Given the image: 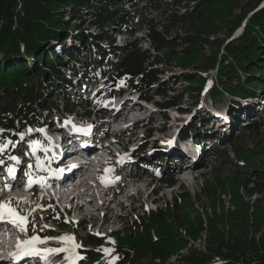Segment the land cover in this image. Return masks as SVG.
Returning a JSON list of instances; mask_svg holds the SVG:
<instances>
[{
    "label": "trees",
    "instance_id": "trees-1",
    "mask_svg": "<svg viewBox=\"0 0 264 264\" xmlns=\"http://www.w3.org/2000/svg\"><path fill=\"white\" fill-rule=\"evenodd\" d=\"M139 1L0 0V129L4 130L0 132V142L6 137L15 138L28 125L42 124L45 110H59L60 104L51 94L60 89L61 81L68 80L64 77L66 75L61 66L66 68L70 64H61L63 56L54 50L52 41H59V37L66 31L71 33L80 29L81 23H77V20H81L80 17L84 15L96 17L93 22L109 27V30L115 26H127L135 19V16H130L124 10L127 2L135 5L136 12L143 16L152 44L159 54L170 60V57L178 55L175 53H180L179 61L184 66L195 69V72L184 76L187 81L185 92L190 97L199 99L202 96L208 74L213 70L216 71V80H212L207 87L213 102L216 103L225 95H230L232 100L236 98L234 102L238 104L241 103L237 100L240 98L264 97L263 93L257 94L258 91L264 92V5L261 6L264 0H162L163 3L146 0L145 5L140 8ZM161 5L166 9L162 11ZM66 8H69V14L65 11ZM237 8L240 12L235 14ZM182 10L184 11L181 12ZM162 15L166 16L165 22L159 20ZM180 26L186 29L183 42L187 45L176 49L170 44L175 42L171 41L170 31ZM240 27V33L234 35ZM157 28L168 35L161 36ZM105 36L101 32L95 35L85 34L82 30L78 36L81 47L76 45L74 51H70L65 43V54L86 61L85 55L93 59V54L97 52L95 60L92 62L90 59L87 65L89 69L86 77L93 80L100 74L103 75L109 88L108 96L121 94L126 90L142 93L160 75L159 69L154 65L161 59L155 58L149 50H144L134 41L122 49L120 61L108 59L104 62L97 54H106L99 42ZM74 52L80 55L75 57ZM113 53L117 54L118 51ZM15 59L16 62H12ZM57 61L61 64L59 67ZM71 62L73 63L72 59ZM72 67L75 69L74 65ZM105 68H109L108 71ZM55 82L56 85L53 84ZM158 95L166 96L167 92L163 90ZM180 97L169 96V100L162 104L158 102V105L166 108L179 107L182 101ZM82 103L83 105L78 103L77 98L67 99L64 106L70 112L81 108L84 115L91 116L89 101ZM263 125L264 109L255 121L242 125L240 136H255ZM184 132L188 134L187 130L182 133ZM236 142V138H230L224 145L233 144V151L239 155L242 163L235 164L236 173L232 174L234 178L229 182L223 183L222 177H219L223 191L228 189L226 187L238 191L233 200V209L225 210L222 201L220 205L215 203L213 214L206 212L205 221L199 210L190 203L191 196L188 193L177 194L172 201L177 210L174 212L176 220H173L170 211L166 215L162 209L157 208L151 211L150 224H146L148 226L144 230L137 231L134 235L128 232L126 237H120L121 231L115 232L114 235L127 243L132 252L127 253L124 260H115L114 264H173L170 262L172 255L182 253L183 249L191 245V240L197 242L204 232L220 241L211 243L208 247L204 245V248L198 250L189 247L187 254H179L173 262L264 264V231L259 236L261 239L256 240V232L264 225V201L258 197L250 202L239 194L240 189H245L249 197L264 192V188L260 187L264 185V146L253 144L245 149ZM228 154L226 152L225 155ZM257 157L260 159L256 160ZM251 172L254 173L253 179L248 177ZM238 177L239 183L236 179ZM163 183L169 186L176 184L171 177L165 178ZM178 199L184 200L183 205L178 203ZM218 207L222 211L218 212ZM176 221L185 228V234L179 233L181 227L176 226ZM234 231L240 233L236 235ZM102 241L100 237L87 239L89 245L97 248L103 245ZM224 241H227L226 244ZM50 245L59 247L60 244L50 241L47 246ZM82 252L85 259L81 264H90L92 259H100L102 256L101 252L94 250L83 249Z\"/></svg>",
    "mask_w": 264,
    "mask_h": 264
},
{
    "label": "rangeland",
    "instance_id": "rangeland-1",
    "mask_svg": "<svg viewBox=\"0 0 264 264\" xmlns=\"http://www.w3.org/2000/svg\"><path fill=\"white\" fill-rule=\"evenodd\" d=\"M157 1L163 3L162 0H151V2L153 3ZM146 2V0H140L138 5L139 8L143 7ZM165 9L166 8L164 7V5H161V10L163 11ZM124 10L128 12L130 16H135V19L129 22V24L125 27L124 25L121 27L115 26L111 27V30H109V27H102L99 23L93 22L95 21L96 17L91 15H84L80 17L81 20H77V23H81L80 29L71 33L69 31H66L64 34L70 35H61V37H59V41H52V45L54 47V50H56L63 56V61L61 62V64H70V67H66V70H64V74H66V76L64 77L67 79H69L68 74L71 73L70 71H67L68 68H70L71 70V68H73V65L74 67H77L81 64L87 66L91 60L92 62L95 60V55L97 52L93 54V59L85 55L87 60L80 61V64L75 65L74 62L72 63L69 60L70 56L62 54L63 52H66V50L61 47V45L63 46V44L65 43H67L66 48L70 51H74V46L76 45L78 47H81V42L78 36L82 32V30H84L85 34L95 35L100 34V32L102 34H106V38L102 39L99 42L100 46L104 50H108L109 52L118 51L117 54L114 53L112 55L111 60H113V62L120 61L119 57L122 54V49L127 47L130 42L134 41H136L137 45L144 50H149V52L152 53L155 58L159 57L161 59L158 64L154 65L159 69L160 75L152 83L147 85V87L142 90V93L140 91L131 90H126L123 93L124 95H127V97H130L129 95L133 96V94H136L139 95L141 99L138 100L139 103L137 105L131 107L132 110L130 114L131 116H133L132 120H123L119 118L121 113L119 112V117H117L116 122H114L115 124L110 126L111 128H109L107 124L105 125L107 127L108 133L116 135V141H114V143H110L111 145L110 147H108L109 149H104L102 151L106 155V158H108L107 160H110L112 158V161H114L115 159H119V157L123 156L124 154L127 156V154L131 153L132 151L137 152L138 159L144 158L145 161L147 160L148 162H155V160L161 156V160L156 162L155 165L151 164V169L146 164H143V166L134 169L140 172L138 173V176L142 175L145 180L141 178V180L136 183V187L131 184L133 189L132 192H129L128 190H126V188L119 189V191H121V194L118 196V198H115L116 200L114 202L108 200L109 196L103 197V192L98 189L99 181L102 179V177L97 175L96 177L91 176L90 178L88 174L85 175L82 180L84 183H86V185L83 184L76 190H74L73 187H69L67 189L69 191L67 192H65L64 190L66 189L62 187L59 190L64 195L63 200L61 201H59L60 198H58L59 200L49 202L50 200L48 198V201L46 200L44 202L46 205L44 204L41 208L38 207L40 206V195L36 197L34 196V200L31 201L33 202V205L31 207H25V204H22V209L26 212L25 216L31 213L34 214L36 217L35 222L32 224L28 232L17 234V238L20 240L28 239L32 235H38L42 239L44 237H60L65 235L73 236L75 238L74 242L81 245V247L75 249V252L79 255V257H81L78 260L83 261L85 259V254L82 252L83 249L101 252L103 257L101 256L100 259H92L90 261V264H114L115 260H124L127 253L132 252V249H130L129 245L123 240H119L116 235L109 236V234H111L113 230H117L122 232L120 237H126L128 235V232H130L129 234L134 235L137 231L144 230L145 227L148 226L146 224H150L149 217L151 211L156 210L157 208L162 209L164 214L166 215L170 211L172 217H174V212H176L177 210L176 207H174V205L172 204V201L173 197L177 194L181 195V193H188L191 196L190 203H193V207L199 210L203 218H205V221L206 212L213 214L215 203L217 205H220L222 202H224L225 210L233 209V200H235L238 191L233 190L230 187H226L228 189L223 191L224 187H220L219 177H222L223 183H227L231 179H233L234 177H232V174L236 173V171H234L235 164H241L242 159H240L239 155H237V153L233 151V144L224 145V143L230 138H236V143L245 149L252 147L253 144H261L264 146V125L260 128V131L255 136H240V128L242 127V125L244 123L248 124L249 122H253L257 119L258 115L255 116L257 113L256 111L253 113V115L248 116L249 118L246 117L245 119H243L248 120L247 122H239L241 120H236L234 119L233 115L231 116V114H233L231 112L232 110L229 111V109H233L234 106L232 104L234 103L236 98L232 100L230 95H225L215 103L213 102L211 95L206 89L208 85H206L204 92L202 96L199 97V99L190 97V95L185 92L187 81L184 76L188 73L195 72V69L189 66H184L183 63L179 61L180 53H175L178 55H174L173 58L170 57V60L164 58L161 54H159V51L156 50V48L152 44V39L148 31V27L145 25L143 16L139 15V13L136 12V6L132 5L131 2H127L124 5ZM239 10L240 9L237 8L235 10V14L239 13ZM65 11L67 12V14L70 13L69 8H66ZM183 11L184 10H182L181 12ZM67 18L68 17H66V19ZM165 18L166 16L162 15L159 20L162 19L165 22ZM157 30L160 31L161 36L168 35V33H165L164 30H161L159 28H157ZM241 30V27L238 28L235 31L234 35H238ZM185 31L186 29L181 28V26L171 29L170 38L171 41L175 42L174 44L173 42H170V44H172L174 48L177 49L187 45L183 42L185 41L184 37L186 36ZM221 37L223 38V35H221ZM82 54L84 55V53ZM79 55L80 53L74 52L75 57H78ZM100 55L101 54H97L98 57H100ZM16 60L17 59L13 60L12 62H16ZM61 64L59 62L57 66L59 67ZM61 68L63 70L62 66ZM83 68L84 67H82V71L79 72V75L80 73L84 72ZM108 69L109 68H105L106 71H108ZM211 72H209L208 75L211 76L212 80H216V71L213 70V72ZM100 76L101 77L98 81L88 80L86 83L88 85L83 86L88 87V96H86L85 99H88L91 103L89 108L92 112L91 116L86 119L94 121L97 126L99 125V128H101L102 125L104 126V124L102 123L103 121L100 119V115H103V113H105V110L102 109L101 106L107 104L106 102L104 103L100 100L102 99L101 94L97 93V90L102 91V88L105 85V77H103V75ZM211 79L209 80V82L212 81ZM66 81L60 82L61 87L58 90L56 89L55 94L54 91L51 90L53 91L51 95L52 97H55V100L60 104V109L56 111L49 110V112L46 110L43 112V117L48 123V127H50L48 131L52 130L51 127L53 125H65L66 121L69 119H71L72 123L76 122L75 124L78 125L77 121L79 120V118L81 116L85 117L83 109L77 108L78 113L68 112V119H62V117L65 115L63 113V111H65V100H67L68 98L71 99L70 97H68L69 94L66 93ZM95 82H97L98 84H95V86H93ZM53 84L56 85L57 82ZM163 90L167 92V95H158V93ZM260 93L264 94V92L262 91L257 92V94ZM169 96H173L175 98H179L181 96L180 99L182 101L181 104H179V107L170 106L166 108L163 105H157L158 102H160L161 104L165 103L170 99ZM261 98L264 99L263 97ZM85 99H77V102L83 105L82 102H84ZM145 99L150 100V103H148L149 107L145 106ZM239 100L242 102L245 99L240 98ZM125 102L126 100H124V103ZM252 102L258 101H246L245 104L248 106L247 108L251 106ZM260 106L261 103L258 102L257 107ZM127 107H129V103H127L126 108ZM133 109H135L133 112L134 114H136L135 116L132 115ZM152 109L154 110L152 115L153 121L151 120L148 122V120H145L143 118L146 117V115L149 116L151 113L150 110ZM245 109L246 108L244 107L243 110ZM233 111L234 113L237 112V108H234ZM107 112H110V110H108ZM230 116L232 118H230ZM212 123H214V127ZM206 126L209 130L208 132H204ZM113 127H115L116 130H113ZM56 129L53 130L56 131ZM65 130L66 129L64 127L63 131ZM183 130H187L188 134H185V132L182 133ZM190 130L193 132L190 133ZM45 136L49 139H52V137L47 134H45ZM54 136L58 138L60 134L56 132ZM19 137L20 135L14 140H17ZM211 137H213V140L212 143H209V139ZM222 140L224 142H222ZM169 141L175 142L174 145H170ZM105 142H110V140ZM105 142L103 141V143ZM170 146V150H167ZM200 147H204L200 150H203L205 153L204 155L201 154L203 155L202 158L194 159L198 156V149ZM33 149L35 152H39L36 150V148ZM56 151L57 149L55 150V158ZM49 152L52 154L51 151ZM226 152L229 154L225 155ZM169 153L172 156H168ZM169 157H175L177 159L181 158V160L178 162H169ZM259 159V157L256 158V160ZM142 161L143 160L141 159V162ZM154 166L158 168L155 167L154 170V168H152ZM177 166L179 167V169L175 171ZM182 167L183 169L180 170ZM189 170L191 171V173H188ZM181 171L185 172L182 174ZM163 174L167 175L162 176ZM167 176L175 180L176 184L174 186L169 187L168 185L163 183V180L167 178ZM248 177L253 179L254 173H249ZM121 178L122 177H118L114 182H118V180H120ZM236 179L237 183H239L240 177ZM25 185L26 182L21 183L19 181V185L18 187H16V189L18 191H21V194L24 197L30 198L29 196H31V193L26 190ZM86 186H89V188L87 189ZM260 187L264 188V185H260ZM73 191H83L85 192V194H90L91 197L97 196V199L93 203H89L90 205H88V207L84 206L82 209L77 210L74 208L76 204H81L91 197L88 196L85 198H77L75 201L70 203L69 197L73 194ZM239 191V194H242L243 199L249 200L250 202H253L256 198L258 199V197H261L264 201V192L262 194L256 193L249 197L245 189H240ZM68 194L70 195L68 196ZM5 198H7V195ZM88 201L89 200H87L86 202ZM106 202L107 204H109V209H106L107 206L104 205V203ZM178 203L180 205H183L184 200L178 199ZM186 203H189V201ZM65 205H68L69 207L72 206V210L70 213L65 211ZM97 206L103 207L98 210ZM216 209L218 212L222 211L221 207H218ZM105 212L108 213L107 217H105L107 218L106 222H104ZM45 217H47V220ZM80 217L85 218L84 221L86 220V222L78 223ZM173 220H176L175 217L173 218ZM125 222H128V224ZM176 224L177 227H181V231H179V233L185 234V228H183L178 221H176ZM45 225H47V227H44ZM246 231L248 232V230ZM234 233L237 235L238 233H240V231H234ZM258 236L259 235H256V240ZM93 237H100L103 239V245L100 248L91 246L87 243V239H92ZM50 241L58 242L60 244L59 246L63 245L61 248L70 246V242L58 241L53 239L48 240L44 244H38L37 247L41 249L48 247L47 244ZM217 241L220 240H214L212 239V235H209V233H207L206 235V232H204L197 242L191 240V245H189V247H193L194 250L195 248H197L198 250L199 248H204V245H207L208 247L211 245V243ZM226 242L227 241H224L225 244ZM48 248L56 247L54 245H50V247ZM188 248L183 249L181 251L182 253L179 254H187ZM101 249H109L110 251L108 253H105ZM55 254L58 257L56 259L57 261L60 257H62L63 260V257L67 258L70 255L68 252L64 251H62V254H60V252L48 254V259L50 260H48L45 264H51ZM179 254L176 252V254L172 255V257L170 258V262L174 264L175 262L173 261L179 257ZM62 260L59 262L63 263ZM78 260H76V262ZM57 261H54L53 263H56ZM167 263H169V261Z\"/></svg>",
    "mask_w": 264,
    "mask_h": 264
},
{
    "label": "bare ground",
    "instance_id": "bare-ground-1",
    "mask_svg": "<svg viewBox=\"0 0 264 264\" xmlns=\"http://www.w3.org/2000/svg\"><path fill=\"white\" fill-rule=\"evenodd\" d=\"M82 94H84V92H82ZM135 99H134V101L133 102H129L128 100H129V98L127 97V98H125L124 100H126V102L124 103V101H123V103H121V108H120V114H121V116L119 117V118H121V119H123V120H130L129 118H130V116H129V114L131 113V107H133L134 105H137L139 102H138V99H139V97H137V96H135L134 97ZM127 103H129V107H127L126 108V105H127ZM255 104H257L256 102H254ZM117 104H118V102H117ZM118 105H120V103L118 104ZM124 105H125V107H124ZM101 108L102 109H105L103 106H101ZM246 109H248V108H246ZM246 109L244 110V111H246ZM229 111H231V109H229ZM229 111H228V114H229ZM248 115H250V113H248ZM128 116H129V118H128ZM118 118V119H119ZM68 118H66V120H67ZM117 119V118H116ZM116 119L113 121V122H116ZM65 127V131H63V133H65V132H67V133H65V134H67V136H66V138H70L71 140H73L74 139V137H73V134L74 133H77L78 131H75V128H74V125L72 124V123H69V124H63V125H60V126H52L51 127V129H52V132H51V134H54V130L53 129H56V128H62V130H63V128ZM33 135H35L36 137H40L44 142H43V145L41 146L42 148H44V150H45V153H42V152H35L34 151V147L32 146V145H25V146H23L21 143V139H19L18 141H17V144L16 143H14V144H9V147L8 148H5V150L3 151V152H0V158L1 159H3V157H4V155L6 154V152L7 151H10V150H12L13 149V147H15L16 145H17V148H18V150L20 151V152H35V153H37V155L38 156H40V155H45V156H47L48 158H51V157H54L55 156V150L57 149V151H56V159H60V158H62V157H64V159H65V157H66V159L65 160H68V159H70V158H72L71 156H70V153L68 152V153H65V150H64V148H63V145H62V142L61 141H59L58 139H56V138H53L52 137V139H49L48 137H46L45 136V133L44 132H39V131H34V132H30L29 133V136H28V138H26V139H24V141H26V142H30L31 140H32V136ZM69 136V137H68ZM86 136H87V134H86ZM174 143L175 142H173V143H170V145H174ZM170 148H171V146L167 149V150H170ZM202 148H204V147H200L199 149H198V156L197 157H195L194 159H197V158H202V156L204 155V151L203 150H200V149H202ZM49 151H51L52 152V154L49 152ZM201 154H203V155H201ZM168 156H172L170 153H169V155ZM167 156V157H168ZM136 157V151H132L131 153H129L127 156H126V159H123V162H125V165H130V166H132V167H129V169H128V173L126 174V176L127 177H125L124 178V180H123V182H124V185H125V182H126V179H130V188H129V192H132L133 191V189H132V186H131V184H133L135 187H136V183L138 182V181H140L141 180V178H143V176L141 175V176H138L139 174L138 173H140V172H138V171H136V170H134V169H136V167L138 166V164H140V162H141V160L140 159H136L135 158ZM176 157H178V156H176ZM143 161L141 162V163H143L145 160H144V158H141ZM169 159H175L177 162L178 161H180L181 160V158H175V157H169ZM64 160V161H65ZM4 162H5V160H3ZM22 161V160H21ZM146 162H148L147 160H146ZM195 162V161H194ZM193 164V163H192ZM191 165V164H190ZM185 166V165H184ZM69 167V165L68 166H66V168H64V170H66L67 168ZM188 167V166H187ZM72 169H73V167H71ZM179 169V167L177 166L176 167V169H175V171L176 170H178ZM183 169V167L180 169V170H182ZM90 171V167H87L86 168V170H85V172H83V174L81 175V176H74V177H72V178H70V179H68V180H66L65 182H63L64 184H63V187L66 189V190H64L65 192H67V191H69V190H67L69 187H70V185H68V184H73L74 186H73V189L74 190H76L77 188H79L81 185H83V184H85L86 185V183H84L82 180H83V177L85 176V175H87L88 174V172ZM190 171V170H189ZM188 171V173H191V171L189 172ZM185 171H181V173L183 174ZM62 174H64V172L62 173ZM144 179V178H143ZM145 180V179H144ZM132 182V183H131ZM149 182H151V181H149ZM86 188L88 189L89 188V186H86ZM126 190H127V188H126ZM22 192L21 191H18L16 188H12L10 191H9V193H8V200H13L14 198H16V197H20L21 199H24V201H25V203H27L28 205L29 204H33V202H31V200L28 198V197H24L22 194H21ZM73 194L69 197V200H70V202H73V201H75L77 198H81V197H84V195L85 196H90L91 197V195L90 194H85V192H83V191H80V192H77V191H73L72 192ZM119 193L120 192H117L113 197H110L108 200L109 201H115L116 199V197H118V195H119ZM70 194H68V196H69ZM63 193H62V195L60 196V200L57 198V200H59V201H61V200H63ZM105 196V195H104ZM97 199V196L96 197H91V198H89L88 200V204L89 203H93L95 200ZM112 202V203H113ZM104 205H106L107 207H106V209H109V204H107V202L106 203H104ZM85 206V204L84 203H81V204H79L78 205V208L79 209H82L83 207ZM101 207H103V206H100V207H98V210H100V208ZM107 214L108 213H106L105 212V215H104V218L105 217H107ZM106 220H107V218H105L104 219V222H106ZM82 221H84V220H82Z\"/></svg>",
    "mask_w": 264,
    "mask_h": 264
},
{
    "label": "snow or ice",
    "instance_id": "snow-or-ice-1",
    "mask_svg": "<svg viewBox=\"0 0 264 264\" xmlns=\"http://www.w3.org/2000/svg\"><path fill=\"white\" fill-rule=\"evenodd\" d=\"M103 87V86H102ZM72 123L71 119L66 121V124ZM91 125H89L87 128H79L74 126L75 131L78 132H88L91 130ZM3 129H0V132H3ZM28 132L32 131V129H28ZM38 131H45L44 129H39ZM21 140L24 139V137L27 135V132L25 133H19ZM12 143V141H7L5 143H0V152H3L4 149L8 146V144ZM34 144H39V141H34ZM169 143H173L172 141H169ZM11 159L17 160L19 162L17 157H11ZM0 163H3L2 160H0ZM121 163H123V158L121 160ZM71 167H77V165H72ZM63 171V170H61ZM108 171H111L109 169ZM8 172L10 175L15 178V168H9ZM36 181L31 179V176L29 178V186H31L32 183H35ZM6 188L9 190L11 189L10 185H5ZM3 189H0L2 191ZM11 202H0V222L7 223L10 225L17 226L19 231L21 233H24L27 231V216H22L20 215L16 208L11 207ZM41 207V206H38ZM44 227H47L45 225ZM58 240V241H65V242H70L69 247H64V248H48L45 247L43 249L37 247L38 244H44L48 240ZM75 238L73 236H60V237H44L43 239L39 237L38 235H32L28 239L25 240H20L18 241L17 248L18 252L12 254V258L16 260H21L25 257H33V256H40L42 259L47 261V255L52 254V253H59L61 251L68 252L70 255L67 257L70 261V264H76V260L80 259L79 255L75 252V249L81 247V245L77 244L74 242ZM114 243V242H113ZM105 253H108L110 250L109 249H101ZM43 253V255H41Z\"/></svg>",
    "mask_w": 264,
    "mask_h": 264
},
{
    "label": "water",
    "instance_id": "water-1",
    "mask_svg": "<svg viewBox=\"0 0 264 264\" xmlns=\"http://www.w3.org/2000/svg\"><path fill=\"white\" fill-rule=\"evenodd\" d=\"M261 5H262V6L264 5V1L261 3ZM212 72H213V71H212ZM212 72H211V73H212ZM210 75H211V74H210ZM262 228H263V229H260L258 232L255 231L257 235L260 236V235L263 233V231H264V225H263ZM249 235H251V234H249ZM259 236L257 237V240H259V238L261 239V237H259ZM259 244H260V242H259ZM261 246H262V245H261Z\"/></svg>",
    "mask_w": 264,
    "mask_h": 264
}]
</instances>
